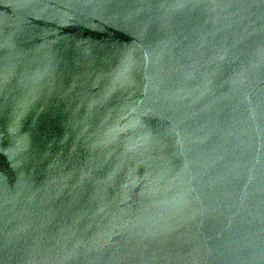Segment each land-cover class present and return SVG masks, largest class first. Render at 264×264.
I'll return each mask as SVG.
<instances>
[{"label":"water","instance_id":"obj_1","mask_svg":"<svg viewBox=\"0 0 264 264\" xmlns=\"http://www.w3.org/2000/svg\"><path fill=\"white\" fill-rule=\"evenodd\" d=\"M0 264H264V0H0Z\"/></svg>","mask_w":264,"mask_h":264}]
</instances>
